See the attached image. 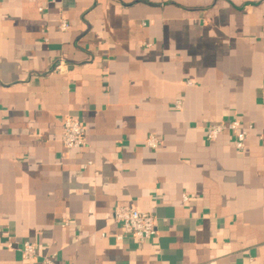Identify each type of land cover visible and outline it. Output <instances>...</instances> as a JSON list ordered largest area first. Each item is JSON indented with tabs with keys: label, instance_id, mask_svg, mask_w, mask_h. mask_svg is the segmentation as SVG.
Masks as SVG:
<instances>
[{
	"label": "crops",
	"instance_id": "0c3cea01",
	"mask_svg": "<svg viewBox=\"0 0 264 264\" xmlns=\"http://www.w3.org/2000/svg\"><path fill=\"white\" fill-rule=\"evenodd\" d=\"M67 116L84 147H65ZM233 119L243 150L207 139ZM118 205L156 234L117 239ZM46 255L264 264V0H0V264Z\"/></svg>",
	"mask_w": 264,
	"mask_h": 264
},
{
	"label": "built area",
	"instance_id": "2783aa9c",
	"mask_svg": "<svg viewBox=\"0 0 264 264\" xmlns=\"http://www.w3.org/2000/svg\"><path fill=\"white\" fill-rule=\"evenodd\" d=\"M62 31L69 29L68 21L62 19L59 23ZM62 63L56 65L55 69H61ZM181 102L176 103V107L180 108ZM225 131H232L235 135L234 144L238 150L245 148L247 140V129L243 126L239 119H233L229 122H218L207 126L206 137L208 140H215ZM62 141L67 149H79L87 143V132L85 125L73 116L65 117L63 121ZM159 138L151 134L146 144L151 148H158ZM113 220L119 224L123 230L117 239L122 240L125 236H132L140 243L152 238L156 234L155 217L136 207L129 205H118L113 211ZM22 256L26 261H32L39 256L36 244L25 241L21 249ZM41 264H58L51 255L43 256Z\"/></svg>",
	"mask_w": 264,
	"mask_h": 264
}]
</instances>
